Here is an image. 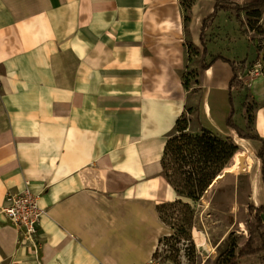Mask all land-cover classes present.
Instances as JSON below:
<instances>
[{
  "label": "crops",
  "instance_id": "1",
  "mask_svg": "<svg viewBox=\"0 0 264 264\" xmlns=\"http://www.w3.org/2000/svg\"><path fill=\"white\" fill-rule=\"evenodd\" d=\"M229 1L207 23L195 90L185 75L217 0H197L189 21L180 0H0V207L28 188L46 210L35 248L0 209V264H149L148 219L161 222L159 192L172 194L162 157L187 114L259 154L262 141L226 122L234 107L264 140V74L230 85L233 63L263 57L249 12L238 19L251 0Z\"/></svg>",
  "mask_w": 264,
  "mask_h": 264
},
{
  "label": "rangeland",
  "instance_id": "2",
  "mask_svg": "<svg viewBox=\"0 0 264 264\" xmlns=\"http://www.w3.org/2000/svg\"><path fill=\"white\" fill-rule=\"evenodd\" d=\"M196 1L180 0L187 14L186 17L189 20L190 12ZM191 3L192 6L189 7ZM258 15L248 16L247 23L252 31L259 33L263 37L264 14L261 11ZM262 45L264 46V41ZM189 48L191 50L192 46L190 45ZM192 50L190 51V56H195L197 51L195 49ZM254 50H252V53L256 55ZM203 53L204 50L202 51ZM197 54L200 56L201 52ZM261 54L263 57L254 61L245 74L241 76L242 82L247 87L251 86V83L246 81L247 78H254L264 74V52H261ZM194 58H196V62L193 64V68L185 75V84L190 88L198 90L202 78V59H198L197 56ZM258 62L262 64V68L256 72V69L253 67ZM252 111L253 106H248L250 119H252ZM193 118L192 114L185 116V120L187 121L183 123L187 125L186 131L194 135L202 134L201 129L198 128ZM231 144L237 147V149L239 148V144L235 143L234 140ZM253 160L252 165H246V163L240 165L243 172L237 177L236 182L229 183L227 180L215 182L213 186H209L199 201L179 196L172 187V194L167 195V190L159 192L160 199L159 204H157V208L160 209L159 216H163L166 223L171 224L175 228L168 226L160 218L161 222L170 228V231L168 230L170 235H167V238L163 237L161 243L159 240L156 249L158 250V255L156 258L152 256L149 264H223L230 257L229 255L232 251H236L237 254L250 237L249 220L251 214L249 206L256 204L259 188L261 187L264 190V179L261 170L264 162L259 158V154ZM167 162L169 163V172L173 177V181L180 184L185 183L188 170H192V167L195 165H201L182 162L171 155L168 157ZM173 168H176L177 171L174 172ZM193 182L198 183L195 180ZM23 191L33 192L28 188ZM36 195L39 199V195ZM2 206L3 204L0 209ZM157 211L159 212V210ZM202 238L209 245L208 249L204 251H201L198 247L199 241ZM209 258L211 261L207 263L206 261ZM240 263L264 264L259 256L243 258L240 260Z\"/></svg>",
  "mask_w": 264,
  "mask_h": 264
},
{
  "label": "trees",
  "instance_id": "3",
  "mask_svg": "<svg viewBox=\"0 0 264 264\" xmlns=\"http://www.w3.org/2000/svg\"><path fill=\"white\" fill-rule=\"evenodd\" d=\"M194 1L195 0H193V2ZM230 4L231 1L229 0H217L215 11L204 21L201 35V41L204 46V54L201 60V77L204 71L208 68V65L204 62V58L207 54L205 42V30L207 23L209 20L214 18L219 11L228 10ZM191 6L192 3L189 7ZM236 7L237 13L239 15L238 19L241 24H243L240 16V10H246L250 15L259 16L258 14L261 13V9L264 7V0H251L243 5L237 4ZM186 20H189V18L186 17ZM251 41L259 53L264 52V46L262 45L264 36L261 37L259 33H256L251 36ZM252 64L253 62H240L232 64L234 75L230 83L231 88L235 86L244 87L241 76L245 74L246 70L250 68ZM233 116L234 107L226 119V122L231 129L238 133L239 137L260 140L264 143V140L258 135H254L238 126L234 122ZM184 121H187L185 120V116L178 120V133L167 141L162 157V166L164 169L163 176L179 196H184L191 200L199 201L208 190L209 186L213 183L215 178L224 169L230 158L234 155L237 147L231 144L233 141L232 136L223 137L205 127L201 128L202 134L194 135L190 132H187V125H184ZM170 155L176 157L177 160L182 162H188L192 164L197 163L203 166H193L192 170H188L186 173L187 176L185 183H176L173 181V177L169 172L170 168L167 159ZM259 158L264 162V147L259 151ZM173 171L175 172L177 169L173 168ZM262 176L264 179V164L262 168ZM194 180L198 181V183H194ZM157 210H159L158 213H160V209L157 208ZM249 211L251 214V218L249 220L250 237L246 244L239 250V252L236 254V251H232L229 255L230 257L223 264H241V259L251 256H259L264 262V220L262 218V214L264 213V204L260 206L250 205ZM160 218L166 223L163 216H160ZM166 224L172 228H175L171 224ZM164 237L167 238V236ZM161 242L162 238L160 239V243ZM157 255L158 250H156L153 257L156 258ZM210 261L211 260L209 258L206 262L208 263Z\"/></svg>",
  "mask_w": 264,
  "mask_h": 264
},
{
  "label": "built area",
  "instance_id": "4",
  "mask_svg": "<svg viewBox=\"0 0 264 264\" xmlns=\"http://www.w3.org/2000/svg\"><path fill=\"white\" fill-rule=\"evenodd\" d=\"M253 68L258 72L262 64L258 62ZM1 210L20 232L18 245L32 244L36 248L41 221L46 214L38 196L30 191L8 192Z\"/></svg>",
  "mask_w": 264,
  "mask_h": 264
},
{
  "label": "bare ground",
  "instance_id": "5",
  "mask_svg": "<svg viewBox=\"0 0 264 264\" xmlns=\"http://www.w3.org/2000/svg\"><path fill=\"white\" fill-rule=\"evenodd\" d=\"M247 151L244 148H238L234 155L227 162L224 169L221 173L215 178L211 186L215 184V182L227 180L229 183L236 182L237 177L242 174V169L240 167L243 163H248L249 165L253 164V159L251 156L247 155ZM149 229L147 234L143 237L141 248L142 253L154 255L157 249V243L164 236L170 235V228L163 224L162 222L154 220L153 217L149 219ZM169 230V231H168ZM198 247L201 251L207 250L209 245L204 238L199 241Z\"/></svg>",
  "mask_w": 264,
  "mask_h": 264
}]
</instances>
